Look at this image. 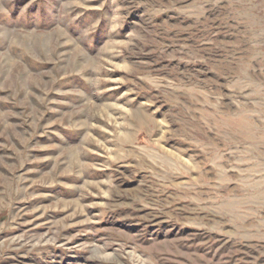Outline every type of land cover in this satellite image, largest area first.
Here are the masks:
<instances>
[{"label":"rangeland","instance_id":"374dc122","mask_svg":"<svg viewBox=\"0 0 264 264\" xmlns=\"http://www.w3.org/2000/svg\"><path fill=\"white\" fill-rule=\"evenodd\" d=\"M0 264H264V0H0Z\"/></svg>","mask_w":264,"mask_h":264}]
</instances>
